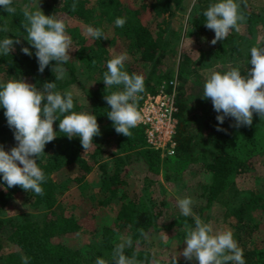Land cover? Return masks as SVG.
<instances>
[{
	"label": "trees",
	"instance_id": "16d2710c",
	"mask_svg": "<svg viewBox=\"0 0 264 264\" xmlns=\"http://www.w3.org/2000/svg\"><path fill=\"white\" fill-rule=\"evenodd\" d=\"M185 0H13L12 6L16 8L15 14L7 13L0 6V26L11 27V33L0 31V40L5 37L20 39L14 45L8 56L0 55V83L9 80L24 79L26 82L42 88L45 82H55L56 91L62 94L71 91L70 85L79 81L80 69L87 76L93 77L96 85L88 87L83 84L89 103L79 102L74 95L75 107L73 111L86 112L96 115L100 134L93 138V145L85 151L79 137L69 139L59 130V121L53 124L57 136L46 144L44 153L37 160L38 166L43 170L46 180L42 187L44 194L36 195L23 190L20 186L8 188L0 174V210L7 207L17 194L27 193L33 197L36 206L44 205L49 211H44L38 218L10 219L0 215V264H21V256L29 258L28 264H96L97 258L105 259L113 264L112 256L117 244V229L129 226L131 229V247L125 248V255L135 257L136 264H171L165 258L152 253L148 247H141L147 243L154 229L171 230L181 227L188 222L194 226L192 217H184L171 211L170 202L165 198L161 200L140 199L136 194L130 193L129 166L138 158L143 159L148 170L159 171L162 165L168 169L173 166H183V156L193 148L192 121L195 113L185 100V87L180 82L177 90L178 124L175 138L176 151L165 157L159 150L148 145L143 125L130 129L132 135L126 137L115 131L113 122L108 118L110 106L104 99L105 95L118 90L117 86L107 88L103 81V74L107 71V61L115 56L118 46H125L122 42L130 40V53L133 61L125 66L129 74H141L144 77L145 92L156 93L159 90L162 77L156 74V68L167 57L175 54L178 41L184 37L183 23L179 29L172 28L170 19L181 9ZM73 3L76 10H72ZM31 5L35 11L38 6L45 15H54L57 19L67 22L76 20L74 26H66V32L72 41L69 55L70 59L63 65L66 77L55 81L52 67L55 61L50 62L43 73H40L38 61L35 56L36 49L25 39L27 36L23 28V7ZM250 31H262L264 46V11L256 13L245 9ZM207 7L198 6L190 11V30L200 36L211 31L205 26L206 18L203 16ZM118 17L126 18L125 25L117 27L115 20ZM102 29L107 37L96 39L87 34V27ZM171 35L176 38L175 43L169 47ZM225 38L229 44L225 50L223 44L218 42L212 49V54L220 57L224 52L237 55L244 60V69H248L250 47L253 39L245 34L237 37ZM25 37V38H24ZM171 38V39H172ZM123 42V43H124ZM180 43V41H179ZM28 47L32 52L29 56L22 52ZM226 47V48H227ZM224 49V50H223ZM123 53L120 48L119 54ZM171 53V54H170ZM193 59L185 52H181L177 65V75L181 79L189 75ZM80 66V68H79ZM246 75V74H242ZM143 99H139L138 106ZM5 109L0 106V143L10 142L17 144L14 139V130L8 126L4 115ZM218 113L213 105L207 110L203 125L198 124L201 132L203 146L199 148L196 158L201 163V169L208 172V181L200 182L202 201L193 204L199 217L215 201H222L226 206V215L229 218L231 231L239 247L243 250L245 264H264V188L246 190L238 185V175L249 171L257 161H264V118L253 113L251 126L234 127L235 120L226 117L223 124L217 121ZM223 129L218 131L217 127ZM113 141L117 151L112 160L106 158L105 141ZM6 141V142H5ZM5 150V148H4ZM177 159L173 164L172 160ZM183 163V164H182ZM99 167L100 185L104 190L103 197L94 201L91 197H81L79 208L82 215L66 214L63 204L58 202V195L74 185L84 183L88 174ZM117 202L118 208L113 216V222L99 219L97 214L105 205ZM104 213V212H103ZM89 217V218H88ZM87 222V223H86ZM85 224L100 239L91 244V258H86L82 250L72 247L63 241L55 240L60 235L75 234ZM186 232V228L177 231ZM16 243L19 250L7 251L6 245ZM95 257V258H94ZM93 258L95 260H93ZM154 258V260H152ZM93 260V262H92ZM231 264V262H230Z\"/></svg>",
	"mask_w": 264,
	"mask_h": 264
},
{
	"label": "clouds",
	"instance_id": "9594fccd",
	"mask_svg": "<svg viewBox=\"0 0 264 264\" xmlns=\"http://www.w3.org/2000/svg\"><path fill=\"white\" fill-rule=\"evenodd\" d=\"M13 0H0L7 13L15 14ZM72 10H76L73 3ZM206 18L205 26L214 31L215 37L211 44L224 40L235 30L240 31V24L247 17L241 11L237 0H218L211 3L203 12ZM23 28L27 33L26 40L36 51L35 56L39 72L43 73L50 62L55 61L52 71L55 81L66 77L63 67L71 58L72 41L66 34V23L54 15H45L38 6L35 11L31 5L23 7ZM126 18L115 20L117 27H123ZM0 31L9 32L5 24ZM87 34L96 39L107 37L102 29L88 26ZM19 38L8 36L0 40V55L8 56L19 44ZM22 52L31 56L28 47ZM249 63L252 65L246 75H242L239 67H232L221 73L211 72L205 79L202 98L210 99L214 110L218 113L216 119L223 124L226 117L235 120L234 127L251 126L253 113L264 118V46H253L250 49ZM128 60L126 53H121L107 61V71L103 74L106 89L117 86L118 90L105 95L104 99L110 106L108 118L113 122L115 131L130 137V129L135 128L141 121L138 110L140 94L145 92L144 77L141 74H129L125 69ZM55 82H45L42 88L26 82L24 79L9 80L0 83V106L5 109L4 115L8 126L14 130L16 146L5 151L0 145V174L8 188L20 186L23 190L42 196L43 182L46 176L38 166L37 160L44 153L46 144L52 142L57 133L53 124L59 121V130L69 139L79 137L82 147L87 151L93 145V138L100 134L96 115L86 112L73 111L74 94L56 91ZM218 131H222L219 126ZM194 201L191 197L179 198L177 201L181 214L192 217L194 226L185 223L186 236L182 255L186 260H195L198 264H245L243 250L234 239L231 230L215 232L211 223H205L192 210ZM132 241L121 238L113 251V264H136L135 257L125 255V248L131 247ZM174 255L171 264H177ZM29 258L21 256V264H28ZM96 264H108L103 258H97ZM152 264H159L153 261Z\"/></svg>",
	"mask_w": 264,
	"mask_h": 264
},
{
	"label": "rangeland",
	"instance_id": "374dc122",
	"mask_svg": "<svg viewBox=\"0 0 264 264\" xmlns=\"http://www.w3.org/2000/svg\"><path fill=\"white\" fill-rule=\"evenodd\" d=\"M216 2H218V0L184 1L181 9L178 10L174 18L169 21L172 28L177 29H179L180 24L183 23V28L186 30L184 32V37L179 40L180 43L178 41V47L175 54L173 53L172 56L170 55V57H167V59L156 68V74L161 75L162 77L160 87L164 86L165 88H169L171 80H177V90L180 82H182L185 87L186 93L184 98L190 108V112L198 115L197 117L194 116L190 129L193 135L194 148L183 156L182 160L185 164L182 163L183 166L181 165V167H178L177 165L168 169L165 165H162L159 171L148 170L145 163L142 161L143 159L140 158L129 166L130 193L134 194L136 192L140 199H145L148 202L165 198L170 202L171 211L175 214L180 213L177 204L179 198L191 197L194 203L203 200V197L200 194V182H206L210 177L208 172L206 173L200 170L201 163L198 158H196V153L199 148L203 146L198 124L203 125L207 110L213 105L210 99H204L201 97L206 77L213 71L223 73L232 67H239L241 74H247V70H250L252 67V65L249 64L248 69L245 70L244 60L237 55L229 54V52H224L220 57L213 55L212 49L218 42H221L222 44L226 42V44H224L225 50L228 49L227 46L229 45L225 39L218 41L215 45L211 44V40L215 37L214 31L211 30L209 34L204 36L191 32L189 25L190 11L198 8L200 5L202 7H208L209 4ZM237 2L240 3L241 11L246 17L247 15L243 6H246L245 9H252L256 13L264 11V0H237ZM65 23L66 26H74L77 21L69 19ZM9 29L10 31L7 32L8 34L11 33V27ZM66 34L69 35L67 32ZM230 34L232 38L237 37L238 34H245L248 38L253 39V44L250 48L258 45L263 46L262 42H260L262 39V31L252 33L250 31L248 18L245 22L240 24L239 32L233 30ZM167 38L170 40L169 47H171L173 43H175L176 38H172L171 35H168ZM123 42L122 44L125 46H121L120 44V47L118 46L115 50L119 54L120 48H123V53H126L128 56V60L125 62V66H127L133 61V56L129 50L130 40L127 39L124 43ZM181 52H185L193 59V63L190 66L188 73L189 75L185 80L184 78L180 80L177 75V65ZM118 54L115 53V56ZM79 73V81L70 85L71 91L79 102L88 104L89 99L83 84L88 87H93L96 85V81L93 77L87 76V74L82 72L81 69ZM147 93H141V98L144 99ZM0 145L5 148V151H10L12 147L16 146V144L10 142L5 143V145L0 143ZM104 147L107 152L106 158L112 160L113 156L117 154L115 153L117 151L116 143L114 140H108L104 142ZM177 161L178 160L174 158L172 163L176 164ZM100 174L101 170L96 166L88 174L84 183H81L79 186L74 185L58 195V202L60 201V203L63 204L64 212L66 214L74 213L82 215L83 212L78 205L81 197L89 196L94 201H99V198L103 197L104 190L101 189ZM238 185L246 190L252 188H264V161H257L249 171L239 174ZM117 208V202L107 204L103 207V210H100L97 217L99 219L113 222V216ZM47 210L49 211V208L44 205L36 206L33 202V197L29 194L21 193L17 194L7 207L0 210V215L10 219H22V217L33 219L38 218V216ZM192 210L197 214L193 205ZM200 218L205 223H211L215 232L231 230L232 228V226H230L229 218L226 215V206L222 201H215L211 207L205 210L203 216ZM186 223L188 224V222ZM184 228L185 224L171 230L165 228L154 229L151 231V237L149 236L150 239L147 243L142 244L141 247H148L153 254L160 258H165L170 262L172 257L178 254L177 264H198L195 260L189 261L182 255H179V253H182L184 247H186L184 244L186 232L177 233V231L180 229L183 230ZM131 234L129 226L118 228L116 234L117 243L121 242V238H124L125 240L128 239L131 237ZM99 239L100 236L92 233L88 228V224H85V226L75 234L55 237V240L57 241H63L72 247L81 249L85 257L88 259L91 258V244ZM6 250L16 251L19 250V246L16 243L9 242L6 245ZM94 258L93 260H95ZM152 260H154V258H152Z\"/></svg>",
	"mask_w": 264,
	"mask_h": 264
},
{
	"label": "built area",
	"instance_id": "2783aa9c",
	"mask_svg": "<svg viewBox=\"0 0 264 264\" xmlns=\"http://www.w3.org/2000/svg\"><path fill=\"white\" fill-rule=\"evenodd\" d=\"M145 129L147 143L165 157L174 154L178 124L177 80H171L170 87H160L156 93L149 92L138 106Z\"/></svg>",
	"mask_w": 264,
	"mask_h": 264
}]
</instances>
